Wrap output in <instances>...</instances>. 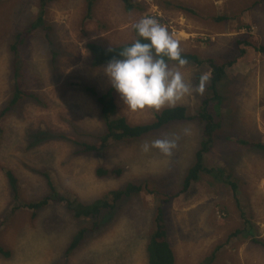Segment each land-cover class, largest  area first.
I'll use <instances>...</instances> for the list:
<instances>
[{
  "label": "rangeland",
  "instance_id": "1",
  "mask_svg": "<svg viewBox=\"0 0 264 264\" xmlns=\"http://www.w3.org/2000/svg\"><path fill=\"white\" fill-rule=\"evenodd\" d=\"M138 1L142 8L125 11L120 0H96L89 19L85 18V0L52 1L45 8L43 27L33 31L22 47L25 87L41 102L26 98L1 122L0 246L10 256L0 254V264H147V235L158 208L164 210L176 264H199L220 243L215 264H264L263 246L252 241H264V152L236 142L241 137L264 142V53L246 47L219 84L225 97L217 116L221 127L205 165L231 172L240 181L236 196L206 174L186 192L174 195L194 159L200 133L195 121L111 143L97 154L74 155L79 147L61 139L32 143L31 134L45 130L76 135L87 143L98 140L102 132L98 107L83 86L101 91L110 83L104 66H90L86 43L109 47L131 41L132 25L142 16L159 14L177 33L169 31L182 51L220 63L237 53L234 42L238 37L252 35L264 45V10L256 0ZM178 4L195 14L177 8ZM38 15L39 0L0 1V111L11 97L8 36L34 23ZM169 66L177 70V65ZM178 70L195 86L196 76L209 78L210 66L187 64ZM207 87L208 79L203 94L193 93L175 105L196 114L207 98ZM115 99L120 114L132 123L152 121L161 109L133 112L123 107L116 92ZM212 106L208 105L209 110ZM155 139L174 140L171 154L165 156L155 148L142 151L144 143ZM100 166H119L122 174L98 177L95 170ZM6 169L17 178L18 198L11 191ZM44 174L56 191L80 201L103 196L127 181H154L159 187L149 184L154 192L143 189L119 201L106 230L88 234L69 252L71 236L91 220L74 218L63 201H51L34 217L30 209L19 206L49 194ZM236 228L246 231L227 241ZM249 230L256 235H247Z\"/></svg>",
  "mask_w": 264,
  "mask_h": 264
},
{
  "label": "trees",
  "instance_id": "2",
  "mask_svg": "<svg viewBox=\"0 0 264 264\" xmlns=\"http://www.w3.org/2000/svg\"><path fill=\"white\" fill-rule=\"evenodd\" d=\"M2 1V0H0ZM55 0H39V15L38 19L34 23H30L26 28L18 31L16 34H10L8 52L10 60V84L11 97L8 103L0 111V133L2 132V120L5 118L6 113L13 110L14 107L26 98L32 99L35 102H41L40 98L29 91L24 84V60L22 56V47L26 44L27 38L32 34L33 31L37 30L40 26L43 27L44 24V11L46 6ZM96 0H85L86 4V14L85 18L89 19L92 15L93 6ZM125 11H132L135 9L142 8L141 1L138 0H120ZM262 3V10H264V0H256V5ZM179 9L188 11L192 14L194 10L192 8H186L184 5L178 4L176 6ZM229 19V17H225ZM249 27V25H246ZM134 38L131 41L117 44L114 46L105 47L96 42L86 43V49L89 54V64L92 67L99 68L105 66L111 59L118 58V53L127 44H130L138 37L135 30L133 29ZM236 54L233 57L224 60L220 63L215 58L206 57L202 58L197 56L193 52H187L181 50V55L187 60V64L200 65L202 63H208L210 66L208 87H207V98L202 101L199 110L196 114H188L186 106L175 105L166 106L161 108L157 113L154 114L152 121H145L139 123H132L126 119V117L118 111L115 90L111 87H107L104 90H97L93 86L85 85L83 90L94 100L98 107V114L100 123L102 124V132L99 134L95 143H87L85 140L81 139L76 135H67L63 133H51L47 130L39 131L38 133H32L33 144L45 140L51 139H61L72 143L74 146H78L79 149L74 150V155H89L97 154L106 149L111 143L126 141V140H136L144 138L152 133H156L161 129H168L173 126L174 123H186L190 121H195L200 129L199 140L197 143L196 150L194 151V159L184 171L183 179L180 184V188L175 192L174 195L186 192L195 182H198L202 175H212L215 181L228 186L233 195H237L239 188V180L228 171H225L217 166L205 165V156L210 153V149L213 146V139L215 133L220 129V120L217 116L221 115L222 108H224L225 97L220 94L219 84L222 82L223 78L226 76L229 67H231L239 58L245 54L246 47H251L264 53V45L260 44L252 35L246 37H238L235 40ZM224 58V56H223ZM175 64V62L169 61V65ZM200 76H196L199 80ZM213 103L212 108L209 110L208 105ZM234 135L229 132V139ZM236 142L240 145L249 146L250 148H255L264 152V142L259 140H247L241 138H236ZM234 163L236 161L232 160ZM231 163V160L229 161ZM5 174L14 195V198H18V188H17V178L10 169L5 170ZM95 174L98 177H120L122 174V168L119 166L104 168L102 166L97 167ZM44 176L48 179V186L50 189L49 194L43 196L37 201H30L20 203V207H25L32 211V216L34 217L37 212L48 205L51 201H63L72 213L73 217L82 220H91L90 225H84L80 227L70 239L68 246V251H73L81 241L88 234L100 235L110 223V217L114 212L119 201L139 194L143 189L148 190V185L152 184L158 190V183L154 181L146 184L143 182L127 181L120 185L116 189L109 190L103 196H99L91 201H80L72 199L67 195H63L56 191L47 174ZM157 185V187H156ZM154 192L152 189H149ZM159 192V191H157ZM160 193V192H159ZM18 207V206H17ZM243 216V213H241ZM153 226L150 231L149 236L147 235L146 242V253H147V264H176L175 252L168 240V227L164 216L163 208H158L155 211L154 217L151 220ZM246 230L234 229L232 233L228 235L227 241L232 237L244 233ZM247 235L254 237L251 230L248 231ZM256 244L263 246L264 241L260 239H253ZM226 242V241H225ZM223 243L217 244L212 253L206 256L199 264H215L218 254L221 251ZM0 254L4 257H9L10 252L3 249L0 246Z\"/></svg>",
  "mask_w": 264,
  "mask_h": 264
},
{
  "label": "clouds",
  "instance_id": "3",
  "mask_svg": "<svg viewBox=\"0 0 264 264\" xmlns=\"http://www.w3.org/2000/svg\"><path fill=\"white\" fill-rule=\"evenodd\" d=\"M137 39L127 44L103 68L111 87L118 93L123 107L129 111L146 108L159 110L174 106L193 93L203 94L207 75H201L195 86L186 82L178 70L187 60L182 57L179 42L155 17L145 15L133 25ZM175 62L177 70L169 66ZM175 141L155 139L142 145V151L155 148L163 155L171 154Z\"/></svg>",
  "mask_w": 264,
  "mask_h": 264
},
{
  "label": "built area",
  "instance_id": "4",
  "mask_svg": "<svg viewBox=\"0 0 264 264\" xmlns=\"http://www.w3.org/2000/svg\"><path fill=\"white\" fill-rule=\"evenodd\" d=\"M147 15H150V14H147ZM151 16H153V17H155L164 27H166L167 28V30L168 31H170V33L172 34V35H175V34H177L176 32H175V30L172 28V26H169L165 21H163L162 19H161V17H160V15L159 14H151Z\"/></svg>",
  "mask_w": 264,
  "mask_h": 264
},
{
  "label": "bare ground",
  "instance_id": "5",
  "mask_svg": "<svg viewBox=\"0 0 264 264\" xmlns=\"http://www.w3.org/2000/svg\"><path fill=\"white\" fill-rule=\"evenodd\" d=\"M229 251V250H228ZM179 255V254H178Z\"/></svg>",
  "mask_w": 264,
  "mask_h": 264
}]
</instances>
